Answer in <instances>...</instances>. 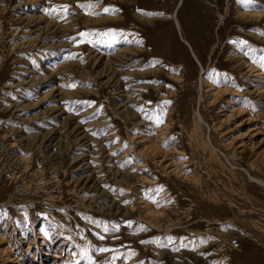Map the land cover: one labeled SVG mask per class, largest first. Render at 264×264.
Returning <instances> with one entry per match:
<instances>
[{
    "label": "rangeland",
    "instance_id": "1",
    "mask_svg": "<svg viewBox=\"0 0 264 264\" xmlns=\"http://www.w3.org/2000/svg\"><path fill=\"white\" fill-rule=\"evenodd\" d=\"M263 185L264 0H0V264H264Z\"/></svg>",
    "mask_w": 264,
    "mask_h": 264
},
{
    "label": "bare ground",
    "instance_id": "2",
    "mask_svg": "<svg viewBox=\"0 0 264 264\" xmlns=\"http://www.w3.org/2000/svg\"><path fill=\"white\" fill-rule=\"evenodd\" d=\"M177 26H178V24H177ZM178 30H179V26H178ZM184 43H185V45L189 46L188 43H187L186 41H184ZM189 47H190V46H189ZM188 49H189V48H188ZM190 52H191L192 56L194 57V59L196 60V58H195L193 52L191 51V49H190ZM196 62H197V60H196ZM257 183H258L259 185H261L262 182L259 181V180H257ZM263 186H264V185H263Z\"/></svg>",
    "mask_w": 264,
    "mask_h": 264
},
{
    "label": "snow or ice",
    "instance_id": "3",
    "mask_svg": "<svg viewBox=\"0 0 264 264\" xmlns=\"http://www.w3.org/2000/svg\"><path fill=\"white\" fill-rule=\"evenodd\" d=\"M105 11H108V9H105Z\"/></svg>",
    "mask_w": 264,
    "mask_h": 264
}]
</instances>
